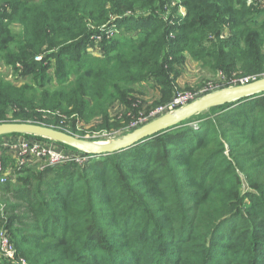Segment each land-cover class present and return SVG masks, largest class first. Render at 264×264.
Segmentation results:
<instances>
[{
  "label": "trees",
  "instance_id": "16d2710c",
  "mask_svg": "<svg viewBox=\"0 0 264 264\" xmlns=\"http://www.w3.org/2000/svg\"><path fill=\"white\" fill-rule=\"evenodd\" d=\"M128 23L132 37L87 54ZM187 57L225 83L263 78L264 0H0V58L27 79L0 78V124L131 132L152 107L139 86L170 96ZM198 121L82 166L11 172L2 155L0 233L16 260L0 264H264V95Z\"/></svg>",
  "mask_w": 264,
  "mask_h": 264
},
{
  "label": "rangeland",
  "instance_id": "374dc122",
  "mask_svg": "<svg viewBox=\"0 0 264 264\" xmlns=\"http://www.w3.org/2000/svg\"><path fill=\"white\" fill-rule=\"evenodd\" d=\"M177 2H179V0H177ZM171 14H172V11L169 14L167 13V15H171ZM173 16H174L173 18H176V17L184 18V10L182 8H178L175 14H173ZM131 25L132 24H129V23L124 24V25L117 24V25H114L112 28H108V29L102 28V30L97 35L92 37V42H91L92 47L87 51V54L89 56H93V54L101 55V56L103 55V52H101L100 49L96 48L95 46L100 43V41L104 38V36L108 39H116V38L126 39L127 36L132 37L134 33L133 31L125 32L127 31L125 30V28H128ZM120 26H124L123 29H121L122 27ZM50 75L53 77V80H52L53 83H49L48 85L49 86L57 85L59 83V79L55 77L54 71H52ZM17 76L18 75L16 74L14 68L8 66L0 58V78H3L5 82H12L16 85H21L22 83H25V81H27V79L23 81V79H20ZM178 76L179 77L175 80V84H174L175 86H174L173 92L168 97H163L162 89L160 86H158V84L155 81H145L139 86L141 87L140 90L144 93V96L142 98H144V100L147 101L150 106H152L150 108L151 110L150 114L154 112L160 106L168 104L169 102H171L173 99H175L179 95H190L191 97H193L192 99L194 101L195 99L200 98L211 92L224 89V88H228L231 86H235L238 84L240 85V83H235L234 82L235 80H233V82L231 81L229 83H225L226 81L224 80V76L222 72L215 74L211 67L204 66L202 63L197 62L190 57L189 58L187 57L186 61H184V63L178 69ZM249 79L250 81H254V80H257L258 78L256 79L254 77L252 78L249 77ZM28 81L31 84L33 83L32 82L33 80L28 79ZM116 116H117V111L113 112L112 114V117H116ZM46 119H49L48 115L46 116ZM153 119L155 118H151V117L148 118L145 116V117L140 118L138 121L133 122L131 125L134 127H137L138 125H140L141 127ZM140 120H142V122L141 124H138ZM198 123L192 124V126H194V128L197 130L201 128ZM75 128H76L77 134H73V135L79 138L85 139V140L93 141V142H107L110 140L118 139L130 133V132L108 133V131L102 129L101 125L98 123L95 124L94 129H91L89 126H86V124L82 123L81 125V122H77V126ZM8 138L11 139V138H18V137L14 135L1 137L0 138V151L3 149V144L6 145L10 141ZM41 140H46V139H41ZM54 144L56 143L49 141L39 146V148L42 149L41 150L42 152H43V149H46V150L54 149L55 151H57L58 149H61L59 146H57V144L56 146ZM12 151L13 152L7 151V149L4 148L1 151V157L2 155L4 156L5 153L8 152L7 155L10 156L11 160L13 161L15 159L14 156L16 154V148H13ZM90 158H95V157H89L88 159ZM48 159H45L43 161L45 162ZM87 160H80L79 162L73 161V162H68V163H63V164L76 163L78 166H82L84 165V162H86ZM16 168L17 166H16L15 161H13V163H11L10 161L8 162V169H10L11 172H14ZM0 174H2V177H8L10 172L8 171V174L5 175L3 171H1ZM245 189H247L246 185H245ZM6 239L9 241V238L7 236H6ZM7 240H5L4 238L3 239L0 238V254H2V256L7 260L15 261L16 260L15 251L10 248V245L7 242Z\"/></svg>",
  "mask_w": 264,
  "mask_h": 264
},
{
  "label": "water",
  "instance_id": "95a60500",
  "mask_svg": "<svg viewBox=\"0 0 264 264\" xmlns=\"http://www.w3.org/2000/svg\"><path fill=\"white\" fill-rule=\"evenodd\" d=\"M264 95V77L247 84H240L220 89L172 112L163 114L123 137L107 142H93L73 134L33 123L5 122L0 124V138L18 135L46 139L56 144L71 148L88 157L108 156L128 150L140 142L189 122L198 123V118L214 108Z\"/></svg>",
  "mask_w": 264,
  "mask_h": 264
},
{
  "label": "built area",
  "instance_id": "2783aa9c",
  "mask_svg": "<svg viewBox=\"0 0 264 264\" xmlns=\"http://www.w3.org/2000/svg\"><path fill=\"white\" fill-rule=\"evenodd\" d=\"M234 82L240 83V84H247L252 81H250L249 78H244V79L235 80ZM192 98L193 97H191L190 95H179L178 97L173 99L171 102L163 106H160L154 112H152L146 117L157 118L167 112H172L192 102L193 101ZM141 122L142 120H140L138 124ZM17 137L18 138H11V139L8 138L10 141L6 145L3 144V149L6 148L7 150L13 152L12 151L13 148H16V154L14 153L15 154L14 160H15V163L18 169L25 167L27 165H30L31 163L35 161H42L48 158H49L48 159L49 162L48 160H46L45 162H47L50 166H55L58 164L61 165L63 163H68V162H73V161L79 162L80 160H87L89 158L86 155H83L78 152L76 153V152L71 151L70 149H65V148L58 149L57 151H55L54 149L52 150L43 149V152H42L41 151L42 149L39 148V146H41L42 144H45L46 142H49V140H41V139H38L36 137H31V136L30 137L17 136ZM54 145L56 146V144ZM1 151H0V172L3 171ZM5 182H6L5 177H1L0 184L5 183ZM0 238L1 239L4 238L5 240H7L6 235H4V233H0ZM7 242L9 243L10 248L13 249L11 247L10 242L8 240Z\"/></svg>",
  "mask_w": 264,
  "mask_h": 264
},
{
  "label": "crops",
  "instance_id": "0c3cea01",
  "mask_svg": "<svg viewBox=\"0 0 264 264\" xmlns=\"http://www.w3.org/2000/svg\"><path fill=\"white\" fill-rule=\"evenodd\" d=\"M147 102V101H146ZM148 103V102H147ZM2 160V159H1ZM13 161H15V160H13ZM8 174V173H7ZM7 174H5V175H7Z\"/></svg>",
  "mask_w": 264,
  "mask_h": 264
}]
</instances>
